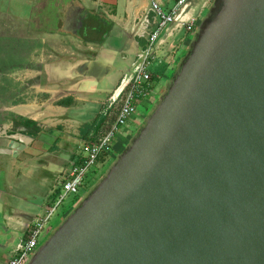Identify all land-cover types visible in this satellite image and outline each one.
Masks as SVG:
<instances>
[{"label": "water", "instance_id": "obj_1", "mask_svg": "<svg viewBox=\"0 0 264 264\" xmlns=\"http://www.w3.org/2000/svg\"><path fill=\"white\" fill-rule=\"evenodd\" d=\"M107 171L25 264H264V0H213ZM0 156L33 138L2 127Z\"/></svg>", "mask_w": 264, "mask_h": 264}, {"label": "crops", "instance_id": "obj_2", "mask_svg": "<svg viewBox=\"0 0 264 264\" xmlns=\"http://www.w3.org/2000/svg\"><path fill=\"white\" fill-rule=\"evenodd\" d=\"M155 1L163 10L167 11L175 0ZM203 7V0H189L184 11L185 18L199 19ZM148 8L149 0H0V21H4L5 29L26 30L27 34L22 42L28 45L40 44L41 46L40 49L32 52L54 56L53 59L51 55L38 62L37 68L41 70V72L38 71V75H42V78H38L34 84L37 93H40L39 101L11 105L6 109L8 114L0 123V127L3 124L10 128L13 125L12 118L21 117L37 122L40 127V131L32 137L33 140L29 147L17 156V158L25 160L23 165L26 168L24 170L26 173L23 174V177L31 178L37 172L40 179L43 178V175L49 174L48 171L45 173L44 169L50 170V165L57 166L58 171L68 166L71 160L70 155L76 150L74 146H77L78 140H82L81 129L92 123L98 114L100 101L115 88L121 75L127 70L135 54L144 44V39L141 36L145 32L143 21L148 17ZM74 21L79 23L80 28H85L86 33H90L88 38L85 37L87 35L82 37L78 30L76 33L72 32L71 24ZM106 31L112 32L108 43L115 50L112 48L110 51H116L121 61H124V55L128 56V53L131 52V61L123 69H118V77L111 83V86L109 85V76V79L101 86L81 89L80 85L91 80L92 75L94 76L93 72L88 71L89 62L93 63L95 70L97 64L98 69H100L99 65L104 64L105 67L109 65L110 61L105 57V51L100 44L103 40L100 37L104 36ZM93 34H99V39L94 38ZM164 37L165 34L162 35V38ZM184 38V30L180 27L170 29L163 43L164 49L172 51L179 48L178 45H181ZM82 64L84 67L81 66ZM25 68L28 71L30 67L26 66ZM94 69L93 71H95ZM60 70L64 72H60ZM102 74L105 76L107 72H102ZM67 99L72 100L71 106L57 105V102H64ZM78 102L84 103V109L81 104L79 107L75 106ZM38 103L39 106L36 107ZM72 108L81 109V111H77L80 116L74 120L81 124L78 127L77 137H73L74 141H68L63 139L65 135H62L61 131L56 130L61 129L62 119H70L71 114L74 113ZM67 114L70 116L68 117ZM52 146L60 150L59 158L48 152ZM34 158L42 159L41 164L30 161H33ZM16 183V180L11 176L8 188L17 201H28L39 195L38 192H28L27 197L15 195L13 188ZM13 202L16 204L15 201Z\"/></svg>", "mask_w": 264, "mask_h": 264}, {"label": "rangeland", "instance_id": "obj_3", "mask_svg": "<svg viewBox=\"0 0 264 264\" xmlns=\"http://www.w3.org/2000/svg\"><path fill=\"white\" fill-rule=\"evenodd\" d=\"M203 1H204V7L199 18H202L207 13L208 7L213 2V0H203ZM4 25H5L4 21L1 20L0 21V68H3L5 70L0 74V123L3 121L5 115L8 114L6 109L11 105H17V104L27 103L37 100L39 101L40 93L39 94L37 93V89L34 84L37 82L36 80H38V78H42L41 75H38L39 73L37 71L38 69L37 66L39 64L38 62H40V59H45L46 57L48 56L50 57L52 55L47 53L40 54V52H32L33 50L40 49L41 46L40 44L33 43L28 45L22 42V40H24L26 37L27 34L26 30H21V29L6 30ZM195 32H196L195 29L187 34L186 32H184L185 40L183 39L181 45H178L179 48L174 49L176 52V56L174 57V59L172 58L171 51H166V48L164 49V45L162 48H159V50H157L156 60L154 61L155 63L154 68L159 72L162 71V65L168 64L169 62H171V64L167 66L166 69L163 70L160 79L153 81L152 95L149 97L150 98L149 102L148 101L142 102L136 105L135 110L132 116L129 118V120H127V123L124 126L119 127L117 132L115 133L114 142L112 143V147H111L112 150L100 154L95 164L89 167V169L84 174L80 185L77 186L76 192L67 193L64 195L60 204L56 206L55 212L52 214L51 218L48 220V223L45 225L43 231L41 232L38 238V246L41 245L52 234V232L57 228L59 223L62 222V220L72 210V208L78 203V201L90 190L91 187H93V185L107 171L109 165L112 163L114 158L119 153H121L123 149L126 147L128 140L139 128L143 118H145V116H147V114L152 109L153 102L156 100L157 96L162 94L164 89L163 88L164 84L169 78L173 76L174 69L178 61L182 59L183 56H185V54L187 53L186 45L189 42V40L192 38V36L195 34ZM93 37L99 39L100 36L99 34H93ZM103 38L104 36L102 35L100 39L102 40ZM131 55H132L131 52L128 53V56L124 55L123 58L124 61H121L120 58L116 56L115 58L116 61L112 63V69L109 71V74H106L105 76L104 74H102V72H104V69H106L104 64L99 65L100 69H98V64H97L95 70L93 67V63L89 62L87 65L88 71L93 72L94 76L92 75L93 79L91 78V80L82 83L80 85L81 89H85L97 85L99 86L103 85V83L106 82L109 76L112 78V75L114 74L113 71L115 72L118 69L119 70L123 69V67L126 64H128L129 61H131ZM53 57L54 56L52 55V59ZM162 61L164 62V64L161 65L160 63ZM84 64H82L81 66L84 67ZM26 66H29L31 68L27 71L23 68ZM93 69L95 71H93ZM60 72H64V71L60 70ZM32 85L33 87H30ZM107 97L108 96H105L100 101L99 110L97 112L98 114L102 112V109L104 108L105 103L107 102ZM80 104L81 103L78 102L77 105L75 106L79 107ZM38 106L39 103L36 104V107ZM81 106L84 109L85 107L84 103H82ZM71 110H74L73 111L74 113H72L71 116L67 114L68 117L70 116L71 121L69 118H67L69 120L62 119L63 125L61 126V129L56 130V131H61L62 135H65L63 139L64 140L66 139L68 141L69 140L74 141L73 137H77L78 127L81 124L79 122L74 121L75 119H77L78 116H80L79 113H77V111H81V109L72 108ZM73 115L75 116L72 117ZM79 141L81 140H78L77 142ZM4 144L5 141L0 140V145H4ZM57 144L58 141L56 143V146ZM77 146L74 147L77 148ZM59 151L60 150H58L57 147L55 146H52L50 147V149H48V152L50 154L52 153L57 156L59 154ZM72 154L70 156H72ZM40 160L34 158L33 161L32 160L30 161L33 163L36 162L41 164L42 159ZM24 161L25 160L19 159L17 157L11 159L9 157L0 156V181L4 182V187L2 188H4V190L6 191L7 190L10 191L8 185H10L11 176H13V178L17 182L14 188L12 185L13 192H15V195L17 196L21 195L27 197L28 192H38L41 198L44 199V203L42 205L41 210L38 212V216H44L45 207L48 205H55V202L57 203L60 196L63 195V191L61 190V181L63 180L62 173L63 171L67 172L68 166H65L66 168L65 167L61 168L58 171L57 166L55 167L50 165L49 166L50 170L44 169L45 173L46 171H48L49 174L43 175V178L39 179L37 172L34 173V175L31 178H26L23 177V174L26 173L24 171L26 170V168L23 165ZM36 178H38L39 180L36 181L35 180ZM10 192H5L1 197V199L3 200L2 205L4 207H13L14 205L16 206L17 204H19V201H17L15 196L11 194L12 192L11 193ZM13 201H15L16 204H14ZM4 210H5L4 216L8 220L10 224L9 226H12L14 224V221H12L11 219L15 220V218L17 217L15 216L11 218L10 213L7 212L8 210L6 208H4ZM7 256L9 257L10 253L9 255L7 254Z\"/></svg>", "mask_w": 264, "mask_h": 264}, {"label": "built area", "instance_id": "obj_4", "mask_svg": "<svg viewBox=\"0 0 264 264\" xmlns=\"http://www.w3.org/2000/svg\"><path fill=\"white\" fill-rule=\"evenodd\" d=\"M189 0H175L169 10H163L155 0H149L148 17L144 18L145 32L141 36L144 44L140 47L130 62L127 70L121 75L115 88L108 94L102 112L104 118L96 135L90 140H81L71 156L67 172H63L60 196L55 205L45 207V215L32 220L26 237L18 241L6 264H25L38 246V238L48 220L55 212L64 195L74 193L86 171L95 164L100 154L112 150L115 133L124 126L132 116L137 104L149 102L152 95L153 81L161 78L163 70L171 64H164L162 71L154 68L156 52L163 47V43L174 27H180L184 32H192L199 19L185 18V9ZM171 27V28H170ZM169 29V30H168ZM165 37L162 38V35ZM172 58L176 56L175 50L171 51ZM159 64V65H160Z\"/></svg>", "mask_w": 264, "mask_h": 264}, {"label": "flooded vegetation", "instance_id": "obj_5", "mask_svg": "<svg viewBox=\"0 0 264 264\" xmlns=\"http://www.w3.org/2000/svg\"><path fill=\"white\" fill-rule=\"evenodd\" d=\"M71 29H72L73 33H76V30H78L80 32L79 34L82 37L87 35L85 37L88 38L90 36V33H86L85 28H83V27L80 28L79 23L76 21L72 22ZM111 33H112L111 31H106V33L104 34L103 40L100 42L101 47L105 51V54H104L105 57L108 58V60L110 61L109 65L106 67V69H104V72H107V74H109V71L112 69V63L116 61L115 58H116V56H118V53L116 51H114V52L110 51V49L112 50V48H113V50H115V48L113 46H111V44L108 43V40L111 39V37H112ZM106 44H108V45H106ZM23 68L26 69L25 67H23ZM37 71L41 72L40 68H38ZM2 72L3 71H1L0 74ZM113 73L114 74L112 75V78L110 77L111 79L109 81L110 86H111V83L118 77V70H116L115 72L113 71ZM2 125L0 127V140L5 141V144L0 145V147H5L8 144V140L5 138L6 135L3 134V132H2V129H3ZM20 127H23L25 129V132L23 134L30 136V137L34 136L32 134L31 128H29L23 124H21L19 126L11 125L10 128L6 129V133L9 134V132H8L9 130H13L12 133H15L16 128H20ZM5 157L11 158L10 156H5ZM2 187H4V182L0 181V264H6L8 258H9L7 256V254L9 255V253H11V251L13 250V248L15 247V245L18 243L19 240L24 239L26 237L28 228H29L32 220L34 219V217L38 214V212L42 208V205L44 203V199H42L41 196H39V195L34 196L33 198H31L28 201L19 202V204H17L15 208L13 207L12 209H10V207H4L2 205L1 197L3 196V194L5 192H10L8 190L7 191L4 190V188H2ZM51 191H53V190H51ZM4 208H6L8 210L7 212L10 213L11 218H13L15 216L17 217V218H15V220L11 219L12 221H14V224L12 226H9L10 224L4 216V213H5ZM10 223H12V222H10Z\"/></svg>", "mask_w": 264, "mask_h": 264}, {"label": "trees", "instance_id": "obj_6", "mask_svg": "<svg viewBox=\"0 0 264 264\" xmlns=\"http://www.w3.org/2000/svg\"><path fill=\"white\" fill-rule=\"evenodd\" d=\"M1 71H4L3 68H0V72ZM72 100L71 99H67V101H60V102H57V105H60V106H64V107H69L72 105ZM103 117L102 115L99 113L96 115V117L94 118V120L92 121V123L90 125H85L83 126V128L81 129V134H82V140H90L92 139L98 129H99V126L101 125L102 121H103ZM12 123L14 126H19L21 124L31 128L32 130V134L35 136L39 131H40V127L39 125L37 124V122H34V121H30V120H26L24 118H21V117H15V118H12ZM99 158V157H98Z\"/></svg>", "mask_w": 264, "mask_h": 264}]
</instances>
